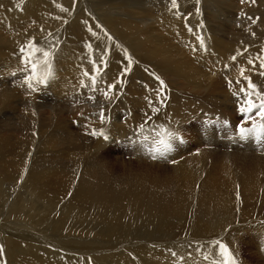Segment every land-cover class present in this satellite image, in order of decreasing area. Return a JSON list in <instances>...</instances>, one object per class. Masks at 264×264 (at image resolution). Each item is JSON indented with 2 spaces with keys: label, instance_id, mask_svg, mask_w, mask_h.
Masks as SVG:
<instances>
[{
  "label": "bare ground",
  "instance_id": "6f19581e",
  "mask_svg": "<svg viewBox=\"0 0 264 264\" xmlns=\"http://www.w3.org/2000/svg\"><path fill=\"white\" fill-rule=\"evenodd\" d=\"M99 1L102 2V0ZM119 1L121 2V0ZM15 2L20 4L19 7H12L14 6ZM82 2L83 1H81V3ZM120 2L119 7L122 3ZM204 2L206 1L204 0ZM258 2L262 3L261 0ZM103 3H107V1L102 2V4ZM164 3L166 7L160 11L158 16H155L158 19L161 16L160 20H157L158 25L152 29L150 26V29H148V25L154 20L151 22H148L149 20H147L149 24H146L147 27H144L142 24L136 22L137 14L135 15L134 13L135 16H133L130 12V17L132 15V17L135 18V22L130 20L127 21L122 15L118 14L121 12L120 10H118V13L116 12L119 8H117L116 11L113 9L114 13H117V17L115 18L108 15L112 12L113 5L111 6V4H109L110 7H112L110 10L111 12L106 11V13H108H104L106 14V17H102V14H99L101 18H105V20L104 22H102L103 20H100L101 23H98V21L96 22V14L88 10V5V8L86 6L80 7V5H75L73 0H0V5H2V7H0V41L9 40L10 42V44H0V103L2 102L0 104V179L2 181H0L2 183L3 181H13L15 179H20V175L23 176V183L25 182V186L30 188L33 194L39 199V202H41L38 205V208H40L41 212H38V214L42 215V217H46L48 215L47 209H51V203L62 204L66 199L65 202L68 203V206H64L63 208V213L65 216L62 217L61 223L58 224L65 229V232H71L74 235H77L79 232L80 234L93 232L89 229L90 225L93 224L94 221L99 220H101V224L105 225L107 223V226L114 229L119 228L120 226H131L134 225L135 222L138 223L139 221L143 220H151L152 223L153 221L158 222V218H161L169 220L166 222H158L167 229L171 228L174 224L179 223L183 229H191L192 231H195V233L202 232L205 234H210L216 232L221 227L223 228V226L227 225L228 223H231L235 217L236 209L239 210V213L245 214V211L250 212V208L258 206L264 200V174L258 166V159L251 157L252 165H247L246 168H241L238 167V165L236 166L234 163L237 157L232 155L231 152H225V150L222 152V155H217V158H222L221 160H225V165L217 171V174H215L217 177L214 175L210 179L209 177L212 174L211 171L213 168H215L213 164L215 163L209 157H205L206 154L205 152L203 153V150H201L203 154L200 151L194 153L193 149L191 148L193 154H190L189 156H187L186 153H184L186 156H182L183 153L180 155L181 153L177 152L178 154L180 153V156H182L177 158V153H173V150L170 149L167 152L168 157H166L167 160H173L172 162H169L172 163L178 179V181L173 182L169 176V168L161 165V162H165V154L160 156L158 153H156V158H153L154 154L152 152V149L156 147V145L153 143V140L158 138L157 134L161 131L160 126L163 125L164 130L167 131L166 124L163 121L165 115L169 114L170 112L173 114L174 118L181 120L180 118L183 117L182 114L188 112L187 110L189 109L190 105L196 104L194 101L182 103L181 101L191 100V96L179 92L181 91L180 89L178 92L174 91L175 93H168L166 91V93L163 95L162 91L164 89H162L159 82L155 79V76H159L160 78L161 76H164L169 80H172V83L174 79L181 80L182 78L185 81V86L188 85L194 90H201L204 88L210 89L209 87L216 88L219 86L218 81L213 80L212 82H209L212 80L211 74H215V76H224L223 78L228 80H231L232 78L239 80V83L236 81V84L240 85V88L242 87L241 85L244 84L243 88H245L246 91L252 92V96L256 95L257 92H263L264 76H260L259 72L264 69L259 67L260 60L257 59V57L258 55L264 57V13L257 12L255 14V16L260 17V19L253 20L257 25L254 29L249 28L250 33L247 35V44L239 46L235 44L240 42L231 43L230 41L223 40L219 35L215 36L214 34H216V32L213 27L210 28V26L207 25V27H205V24H202L201 18L203 19V14L200 13L202 17L198 14L195 15V11L193 9H189L188 4L184 3V6H180L178 13L174 14L175 10L169 11L171 7L170 0H166ZM207 4L208 3H206V5ZM58 5L68 8L69 12H62ZM131 5L133 6V4ZM131 5L130 8L132 7ZM124 6L126 8L129 6V4H124ZM161 6L164 7L163 4ZM202 6H205V4ZM122 7L123 4L121 5V8ZM136 7L134 6L133 8L135 9ZM94 8L97 9V7ZM94 8L91 7L90 9L93 10ZM261 8L256 7L257 11H260ZM141 9H143V7ZM221 10L223 9L221 8ZM104 11H101V13ZM123 13L124 12H122V14ZM125 13H127V11ZM127 14L129 15V13ZM224 14L226 13H222V15ZM140 15L141 14L138 16ZM215 15L216 14H214L212 18L207 17V19L210 18L211 20L216 18V20H218V15ZM57 16L61 17V19H55ZM68 21H71L72 23L74 21L76 22L78 26L76 29L77 36L70 32L69 35L71 37H65L67 35L65 34L63 26L67 24ZM208 22L209 20L207 23ZM97 25L100 27H97ZM89 27L93 29V31L96 33V36H93L92 33L88 31ZM189 28H191L192 31H189ZM41 29H43V31H41ZM230 29L232 28L230 27ZM49 32H52L53 36L59 41L58 46L55 48V55H53L51 58V63L53 65L52 71L54 75L48 84L38 85L36 90L33 91L28 89L26 84H23L25 75L30 74V71L27 73L18 71V68H21L24 65L20 62L19 58L21 57V53L19 52V49L15 48V45L16 43L21 45L26 44L29 39L35 37L37 46H43L45 49H47L48 42L45 40V37L48 36ZM152 32H154V34ZM252 33H255V35ZM198 35L204 38L205 48L198 51H193L192 48L198 44L196 40V36ZM109 36L111 39L108 38ZM94 38H97L96 41H94ZM48 39L51 40L52 37H49ZM88 45H91V48H89ZM106 45H108V47L112 46L113 48L107 49L110 55L103 57L104 62H106V66H101L100 68L98 89L102 88L103 90L107 91V84L115 83L116 88L109 93L108 97H105L102 91L91 90L90 81L87 77L82 76V70L86 69L89 72L92 71V64L90 63L91 61L95 60L97 63H99V58L102 57V49ZM236 47H242V50H238ZM245 49H247V52L242 56H238L236 61H232L230 59L232 55H236L239 53V51L242 52ZM125 50L133 55L145 58L148 64L152 66L150 68L151 70L144 69V73L142 72L143 74L138 75L135 62L131 59V64L128 63V60L125 56ZM128 52L127 55L131 56L128 54ZM39 55V53L36 54L37 57H39ZM249 59L255 62L254 65L248 64ZM224 65H229L230 67L225 69ZM241 68L244 69V76L250 77L252 82L257 85L255 90L248 89V81L241 77ZM124 69H128V71L125 72ZM139 70L141 69L139 68ZM14 79L16 81H14ZM81 79H83L85 83L89 85V87H82L79 83ZM223 82L225 83V81ZM210 83L211 85L208 86ZM15 85L18 88H16L17 90L15 89L14 91L13 89ZM146 86L149 87L146 91L149 92V97L150 99L152 98L153 102V104L151 103V107L160 109L157 113H153L151 111V107H148L149 105H145L146 102L145 104H142L143 101H139L137 98V94H139L141 90H144ZM234 88H237L236 85ZM18 89L19 92L17 94ZM48 91L53 93L54 102L47 105L37 103L36 99L38 97L36 96H40L39 99L44 98ZM146 91L144 92L146 93ZM158 91L160 92V96L157 95ZM205 92L203 94H205ZM233 92L232 94L236 93ZM230 93L231 92H229V94ZM198 94L196 93L195 96ZM207 95L209 96V94ZM89 97H95V99H89ZM149 97L147 96V98ZM167 97L169 98L167 99ZM209 97L211 98V96ZM48 98H50V96ZM242 98L245 100L247 97L245 96V98ZM255 98L256 97H254V99ZM232 99H234V95ZM60 100H62L63 103L69 108L68 111L75 115L74 117H78L77 122L80 118H83V120L86 119L87 122L91 121L89 123L90 125L92 122H97V124L95 123L96 125L92 124L91 128H95L94 130L96 132L103 130L104 136H107V139L105 140H109L108 137L112 138L113 135L111 137L109 136L112 134H109L111 128L114 129L116 126H118L115 128L118 130V132H126V134L130 133V136L136 134L141 140L149 142V144H151V148H147L144 143H140L142 146H139L138 143L137 145L139 148L135 151L138 152L140 157L143 159L140 163L143 168L131 166L129 169L124 170L126 167L124 166L123 169L120 168L121 172H118L119 170H116V166L113 164L115 161L112 163V165H110L111 167L109 166L110 168H107V164L109 163L106 164L107 166L105 164H98L97 162H99V159L100 162L103 163L110 156L106 151H101L99 148L100 146H103L102 142L104 136L98 135L100 138L97 145H95L96 149L91 153L90 149L92 146H94L92 145L94 143L87 141L88 139H85V136L84 139H82L83 137L81 138L74 129H71L67 121H59L57 126L55 125L56 127L52 125V120L59 119L62 113L61 108L60 110L58 109V106L62 107V104L59 103ZM161 100H163V103H161ZM203 101H205V99ZM13 104L15 106H13ZM205 104L207 103L205 102ZM201 106L205 105L201 104L200 107ZM219 107H221L220 103L219 106L218 104L217 106L213 105V108L209 109L207 113L210 116L213 115L216 117L228 115L226 110ZM102 111L105 114V119L103 121L100 119V113ZM185 115H188V113ZM148 116L152 117L150 121L148 120ZM229 117L230 120H233V116L232 118L231 116ZM117 118H120V120H117ZM166 119L168 120V118ZM197 119L198 121H194L195 123L193 122L192 124H183L185 126L180 130L178 129V132L176 131V138L172 139L170 142L177 140V142L179 141V143H182L184 142L183 138L184 140H187V137L191 135L192 130L198 131V128H203V124H205L203 121L205 119H202L201 117ZM48 120L50 121L48 122ZM141 123H144L143 129H140L139 127ZM84 125L85 124H83V126ZM179 126L181 127V125ZM80 129L78 130L80 131ZM88 131L90 132V130ZM87 134L89 135V133ZM201 134L203 136L204 131H202ZM223 134L224 137L221 133L222 140L223 138L232 139V137L227 134V130ZM191 136H193V134ZM207 136L208 139H212L211 135ZM92 137L96 138L95 135ZM194 140H196V138ZM109 142L110 141H108V143ZM137 145H135V148ZM54 147H56V150H54L55 152L53 157L46 154L47 150L45 149H52ZM97 147L99 150H97ZM225 147H228L227 144ZM238 151L240 152V150ZM250 154L252 156V153ZM211 161L213 162L212 165L210 164L212 163ZM67 163H71L72 165L75 164V169H70ZM156 167L160 168L161 176L159 173L155 172ZM20 170L21 174L19 173L20 175L17 176V173L20 172ZM70 184L72 185V191L70 194H68ZM61 199H63L62 202L60 201ZM48 201L51 203H48ZM261 205L263 206V203ZM10 216L11 215L9 214L7 216L5 214V216L0 217V231L6 225L4 222L7 220L6 217ZM14 217L22 218L23 216L22 213L19 212ZM237 217H239V215ZM109 221H111V223ZM39 223L42 224L43 222L40 221ZM24 230L25 229H23V231ZM6 232H8L7 234L9 236L6 233L4 235L0 232V245H2L5 249H7V251L11 253H9V256L11 257L10 259L14 264H72L69 260L63 258L62 256L59 255L62 258L58 257V253L56 252H38L37 250H42L43 246L38 245L36 241L31 243L33 244L31 248H25L27 250H24V247L22 248L20 246L22 243L15 238L18 236L17 232L14 230L11 232ZM125 233L126 232H124V234ZM66 238H71L70 240L74 238L75 240V237L73 236H67ZM159 238H161V236ZM22 239L24 240V237ZM164 239L165 241L168 240L166 238ZM59 240L61 241V239ZM39 243L41 245L47 244L49 245L48 247H50H44L42 251L57 249L60 251V253L61 251L66 253L68 252V249L59 245L60 243L58 242L55 243L52 239H42ZM212 245L213 246L207 244V247L195 245V249L193 246L188 248L178 247L177 245L176 247H173L172 250L178 252L179 254L185 255L186 259L185 261L181 262V264H207V262H214L215 260L218 261L219 259H222L219 247L215 246L214 244ZM181 246H183V244H181ZM159 247L157 250H150L154 253L151 255L156 256L155 258H151L154 261L153 264H174V258L169 254L168 251L169 248L161 247L162 249H159ZM197 247H199V251H197ZM191 251L192 253L189 256L188 252ZM138 252L140 251L138 250ZM230 253L232 254V257L235 258V254H233L235 253L233 252V248ZM120 254H113L115 257L114 259L119 258L121 256ZM205 255L209 257L207 261L203 258ZM28 256L31 258H28ZM78 257L80 258L79 255ZM87 257L89 258V254L86 256V259ZM111 259H113V257ZM122 259L123 264H142L138 260L136 262V258H133L134 260L126 259V261L124 258ZM114 262L115 261H113V264ZM76 263L80 264V261L77 262L76 260Z\"/></svg>",
  "mask_w": 264,
  "mask_h": 264
},
{
  "label": "rangeland",
  "instance_id": "374dc122",
  "mask_svg": "<svg viewBox=\"0 0 264 264\" xmlns=\"http://www.w3.org/2000/svg\"><path fill=\"white\" fill-rule=\"evenodd\" d=\"M77 1H78V4H77ZM81 1H83V2L81 3ZM81 1L75 0V5H80V7L81 6H83V7L86 6L87 7V5H88V7H89V8L87 7L88 10L90 12H93L94 14H96V22L98 21V23L99 22L101 23L100 20H103L102 22H104L105 18H101V16L102 17H106V14H108V13H106V11L107 12H111L110 10H111L112 7H110V5H109V4H111V6L113 5L112 12L109 13L108 15L113 16L115 18L117 17L118 10H120L121 12L119 11L120 13H118V14L122 15L124 17V19H126L127 21L130 20V21L135 22V18L132 17V15L135 16L137 14L136 15L137 16L136 17L137 18L136 19V22L142 24V26H144V27L146 26V24H149L148 22H151L152 20L156 21V22L152 21L151 24L148 25V27L146 26L148 29H150L149 28L150 26H151V29H152V28H154L155 26L158 25L157 20H160L161 16L159 17V19L156 18L155 16H158L160 14V11L163 8L166 7L165 6V3H164V1H166V0H160V1L159 0L158 1L157 0H131V1L128 0L129 2L127 0H125V1L124 0L123 1L121 0L122 3L119 0H114V1L112 0L113 3H112L111 0L110 1L109 0H102V2H106L107 1V3H103V4L99 0H98L99 2L96 1V0H93V2H92V0H89V1L88 0H81ZM205 1L206 2H204V0L203 1L201 0L200 4L197 5L199 7V9H200L199 13H197L196 10H195L196 9L195 7H197L195 5V0H189V1H187V0H185V1L184 0L183 1L182 0L181 1L178 0V3H180V6L181 7L184 6L183 5L184 3L188 4L189 5V9H193L195 11L194 12L195 15L198 14L199 16H201V14H203L202 15L203 16V19L201 18L202 16L199 17V18H201L202 24L203 25L205 24L204 25L205 27H207V26H210V28L213 27L214 30H215V32H216V34H214L215 36L216 35H219L223 40L230 41L231 43L240 42L241 44L240 43H236L235 44V45H239V46H242L243 44H247V40L246 39L248 38V36H247L248 33H250V29L249 28L254 29L256 27L257 24H256V22L254 23L253 20H258V19H260V17H256L255 14L257 12L258 13L259 12L264 13V1L263 0H261L262 3H259L258 2L259 0L258 1H255V2H258L259 4L258 3H255V2L253 3V0H247V2H246V0H243V2H242V0H219V1L218 0H212V1L209 0V2H208V0H205ZM213 1H215L216 3L213 2ZM119 2L121 3V5L123 4V7L122 8H121V5L119 7ZM116 3H117V5H116ZM206 3H208V4L206 5ZM124 4H127V5L129 4V6L125 8L126 5L124 6ZM131 4H133V6ZM162 4H163L164 7L161 6ZM204 4H205L206 7L205 6H202ZM256 4H258L259 6L256 5ZM261 4H263V5H261ZM17 5H20V4H18V3L15 2L14 3V6H12V7H15V6L17 7ZM94 5H97V6H94ZM130 5L132 6L131 8H130ZM226 5H228V6H226ZM90 6L93 7V8L94 7H97V9L94 8L92 10V9H90L91 8ZM114 6H116V7H114ZM134 6L135 7L137 6L135 8L136 11L133 8ZM149 6L151 7V9L152 8L153 9L151 10ZM109 7H110V9H109ZM142 7H143V9H141ZM256 7H260V8L262 7V8L260 9V11L259 10L257 11L258 8L256 9ZM105 8H106V10H105ZM117 8H119V9H117ZM157 8H158V10H157ZM221 8L223 10H221ZM113 9H115V11L117 9V11H116L117 13H114ZM226 9L228 10V12H227ZM98 10H101V11H104L105 10V11L101 13V11H98ZM123 10H125V11H123ZM208 10H209V12H208ZM224 10H225V12H224ZM229 10H231V11H229ZM247 10L249 11V13H248ZM126 11H127V13H129V15L127 13H125ZM138 11H139V14H141L140 16H138L139 15L138 14ZM122 12H124L123 13L124 15L122 14ZM130 12L132 14L131 15L132 18L130 17ZM104 13H106V14H104ZM134 13H135V15H134ZM222 13H226V14H224L226 16L222 15ZM99 14L100 15L102 14V15L100 16ZM214 14L218 15L217 16V19L219 18L218 19L219 22H218V20H216V18H213V19L210 20V18H212L214 16ZM123 17H121V18H123ZM207 17H210V18L207 19ZM146 18H148V19H146ZM138 20L139 21L141 20V21L139 22ZM147 20H149V21L147 22ZM208 20H209V22L207 23ZM249 22H250L251 25L250 24L248 25ZM77 27L78 26H77V24H76L75 21L73 23L71 21H68V23L63 26V28L65 30V34L67 35L65 37H71L69 35L70 32L73 35H76L77 36V32H76ZM223 27H224V30H223ZM230 27L232 29H230ZM226 29H228V30H226ZM230 30H231V32H230ZM248 30H249V32H248ZM218 31H220V32H218ZM152 33L154 34V32H152ZM242 33H243V35H242ZM263 37H264V33H263ZM96 39L97 38H94V41H96ZM2 43L10 44L9 40L0 41V44H2ZM20 46H21V44L16 43L15 48L16 49H19ZM111 48H113V47L112 46H109L108 47V45H106L102 49L101 56L104 57V56L110 55L108 53L107 49H111ZM236 48L238 50H242V47H239V48L236 47ZM237 49H235V50H237ZM128 54L131 55L130 56L131 59L136 64L135 66H136V69L138 71V75L143 74L144 73V69L145 70H147V69L149 70L152 67V66H150L148 64V62H147V60L145 58H142L141 56L139 57V56L133 55V54H131L129 52H128ZM139 68L141 70H139ZM211 76H212V80H210L209 82H212L213 80L214 81H218L219 82V86L216 87V88L209 87L210 89H208V88L201 89V90H204V91L194 90L191 86H188V85L185 86V81L182 78H181V80L174 79L173 80V83H172V80H169L168 78H166L164 76H161V79H163L164 82L166 81L165 82V85H164L165 88L164 87L162 88V89H164L162 91V94L163 95H164V93H166V91L168 93L169 92H174V91L175 92H178L179 89H180L181 91H179V92H182L185 95L191 96V98H190L191 100H189V101H187V100L181 101L182 103H184V102H192V101L196 102V104H193V105L191 104L190 105L191 108L189 107L190 110L188 109L187 110L188 112L182 114V116L184 118L181 117L180 118L181 120H177L178 118L177 119L174 118L173 114L170 113V112H169V114H166L163 121L166 124L167 131L168 130H171L172 132L177 133L178 132L177 131L178 129L180 130L181 128H183L185 126L183 124H185V123H191L192 124L194 121H198L197 118H200V117L202 119H205L203 121L205 123V124H203L204 125L203 128H198V131L192 130L193 133L191 131V135L193 134V136L190 135L189 137H187V140L186 139L184 140V138H183V141L184 142H182V143H179V141L177 142V140L174 141V142H170L171 143V148L170 149L173 150L172 152L175 153V154L177 152H180L181 154L180 153L179 154L182 155V153H183L182 156L185 155L184 153H186L187 156H189L190 154H193V152L194 153H197V152L200 151L202 153L201 150H203V153L205 152V154H206V155L204 154L205 157H209L216 164V165L213 164L212 161H211L212 163H210L211 165L213 164L214 167H215L211 171L212 174L209 177L210 179L212 178V176H214L215 174H217V171L221 167H223L225 165L224 164L225 160H221L222 158H217V155H222V152H224L225 150H226L225 152H231L232 155H235V157H237L236 158L237 161L235 159L234 163H235L236 166L238 165V167H241V168H246L247 165L248 166L249 165L250 166L252 165L251 157H253L254 159H258L259 160L258 166L260 167L262 173L264 174V172H263L264 171L263 170L264 169V160H263L264 159V149H263L264 148V131H261V132H259L257 134H250L249 136H247L244 139H241L237 135V132H238V123L239 124H242L245 127H252L253 121H255L257 123H262V122H264V120H262V118L260 116H258V115L255 114L256 113V109H253V112L252 113H248V114H245V113H242V112L239 111L240 107L244 104V101L248 98L244 93H243L244 94V96H243V94H241V92L239 91L240 90V85H237L236 84V81H239V80H236L235 78H232L231 80L230 79L228 80V79L223 78L224 76H221V75H216L215 76V74H211ZM14 81H16V80L14 79ZM179 81H181V82H179ZM223 81H225V83ZM229 81H232L231 86L228 83ZM214 83H216V82H214ZM210 85H211V83L208 86H210ZM235 85H236L237 88H234ZM243 85L244 84L241 85L242 86L241 88H243ZM146 87L144 88V90H141L140 91L141 94L139 92L140 95L137 94V96H138L137 98H138L139 101L140 100L143 101V103L141 101L142 104H145V102H146L145 105L146 106L149 105L148 107H150V105H152L153 102H152V98L150 99V97H149V92L146 91L149 87L148 86H146ZM16 88H18V87L15 85L13 90L15 91ZM166 88H167V90H166ZM19 89H20V87H19ZM19 89L17 91V94L19 92ZM213 89H214V91H213ZM144 91H146V93ZM216 91H217V93H216ZM219 91L221 92V94H220ZM233 91H235L236 93L233 92ZM160 92H161V90H160ZM204 92H205V94H203ZM229 92H231V93L229 94ZM232 92L235 93V94H232ZM196 93L197 94L199 93V94L195 96ZM206 93L209 94V96H211V98ZM215 93H216V96H215ZM222 93H223V95H222ZM226 93H228V94H226ZM225 94L227 95V98L228 99L226 98V95ZM237 94H238V96H237ZM37 95H39V94H37ZM233 95H234L235 101H234V99H232L233 98ZM261 95H264V89H263V92L261 93ZM49 96H50V98H48ZM147 96L149 98H147ZM241 96L244 97V98L246 96L247 98H245V100H244ZM36 97H38L36 100H37V103H39V104H45V105H47V104H50V103L54 102L53 93L51 91H48L45 94L44 98L39 99L40 96H36ZM254 97H256V98L254 99ZM168 98L169 97H167V99ZM197 98H199V99H197ZM229 98H230L231 101L229 100ZM204 99H205V101H203ZM209 99L211 100V102H210ZM251 99L256 104H259V102H260V97L257 96V95L251 96ZM198 100H200V101H198ZM208 100H209V105H208ZM217 100H219V101H217ZM222 100L224 101V103H223ZM220 101H222V102H220ZM205 102L207 104H205ZM229 102H230V105H229ZM59 103L62 104V107L61 106H58V109L60 110V108H61V111H62V113H61V115L59 117L60 120L59 119L52 120V125L53 126H55V125L57 126L58 122L61 121V120L65 121V122L67 121V123L70 125L71 129H74L79 134V136L81 138L83 137L82 139H84V136H85V139H88L87 141H91V143H94L92 145H94V146L97 145L98 140H99L100 137L98 135H95L96 138H94V137H92L94 135L91 134L94 131V129H95V128L94 129L91 128L92 127L91 125L92 124L96 125L97 122H95L96 124L92 122L91 125H90L89 123L91 121L90 122L89 121L87 122V120L86 119L83 120V118L78 119V122H77V118L78 117H74L75 115L68 111L69 108L63 103V101L60 100ZM216 103L218 104V106H219V103H220V106L221 107H219V108L226 110L228 115H226V116L223 115L222 117H218V116L216 117V116H213V115L210 116L207 112L209 111V109H212L213 108V105L214 106H217ZM201 104H204L205 106H201L200 107ZM20 105H22V104H20ZM13 106H15V105L13 104ZM223 106H224V108H223ZM187 113H188V115H185ZM170 115H171V117H170ZM187 116H189V117H187ZM229 116H231V118L233 116V120L231 119L232 121L230 120V117ZM166 118H168V120ZM79 120H80V122H79ZM117 120H120V118H117ZM173 120H174V123H173ZM49 121L50 120H48V122ZM224 121H229V123H224ZM178 122H179V125H181V127L178 125ZM83 124H85V125L83 126ZM73 125H75V126H73ZM171 125H173V126H171ZM116 127H118V126H116ZM77 128L78 129L81 128L80 131ZM92 129H93V131H92ZM114 129L111 128V131L113 130L115 132H113V131L111 132L109 130L110 131L109 134L112 133L109 136L111 137L113 135L112 136L113 139L108 137L109 140H105V138H104L103 139V142H102L103 144L102 143L101 144L103 146H105V145L106 146L105 147H103V146H100L99 147L101 151H106L107 154H109L110 156L106 159V161H105L106 163L105 162L101 163L100 162V159L98 160L99 162H97V163L98 164H105V165L107 163H109V164H107L108 166L106 165L107 168H108L115 161L113 164L116 166L115 169L116 170H119L118 172H121V169H123L124 166H126L124 168V170L125 169H129V167H131V166H134V167H142L143 168V166L140 164L143 159L140 157V155L138 154V152H135L136 150H138L139 146H142L140 143H143V142L140 139V137H138V135H136V134L131 135L132 136L131 137L129 135L130 133H127V134H126V132L120 133V132H118L117 129H115V130ZM88 130H90V132ZM223 130H225V131H223ZM226 130H227V134H229L230 137H232V139H230V138H223V140H222L221 133H222V136L224 137V134L223 133H225ZM202 131H204L203 136H205L207 138H205V137L202 136V134H201ZM87 133H89V135ZM117 134H118V136H117ZM189 134H190V132H189ZM90 135L94 139H92L90 137ZM135 135H136V137H135ZM207 135H211L212 136V139H208V136ZM116 136H117V138H116ZM86 137H88V138H86ZM97 137H98V139H97ZM194 137L196 138V140H194L195 139ZM197 137H198V139H197ZM220 138H221V140H220ZM128 139H129V141L132 142V144L134 146L133 148H130V144H126L127 143L126 141ZM228 139H229V141H228ZM95 140H97V141H95ZM230 140H231V142H230ZM104 141L107 144H105ZM108 141H110L109 142L110 145H109ZM114 141H117V142H114ZM170 141H172V139ZM194 141H197V142H194ZM226 141H228L230 143H228ZM111 143H112V145H111ZM195 143H197V144H195ZM225 143L229 147V148L227 147L229 149V151L225 147L226 146ZM179 144H180V146H179ZM135 145H137L136 148H135ZM94 146L91 147L92 150L90 149L91 153H92V151H94L96 149V146L95 147ZM217 146L219 147L220 150L218 149ZM232 146L234 148L235 147L236 148L238 147L237 149L240 150V152L236 148L234 149ZM172 147L174 149H176V150H174ZM99 148L97 147V150H99ZM181 148H183V149H181ZM191 148L193 149V152L191 151L192 150ZM196 148H198V149H196ZM45 150H47V153L46 154H48L49 156L53 157L54 156V152H55L54 150H56V147H54L52 149L47 148ZM189 152H191V153H189ZM240 153H241V155H240ZM250 153H252V156H251ZM179 154L177 153V156H178L177 158L182 157ZM137 155H138V157L140 159L137 157ZM258 155H259V157H258ZM166 156L168 157V153L167 152L165 153L164 157H166ZM247 156L249 157V159H248ZM167 157L165 158V162L164 161L161 162V165L164 166V167H168L169 168V170H170L169 176H170V179L173 182L178 181L177 176L175 174L174 167H173L172 163H170L173 160L172 161L167 160ZM212 157H214V158H212ZM256 157H258V158H256ZM116 161H117V163H116ZM120 164H122V165H120ZM67 165H68V167L70 169H75V164H73L74 165L73 166L71 163H67ZM215 169H216V171H215ZM155 172L159 173V175L161 176L160 168L156 167ZM19 173L21 174V170H20V172L17 173V176L20 175ZM215 176L217 177V175H215ZM1 181H0V198H1L0 199V210L2 212L0 211V217L5 216V214H6V216L8 214L11 215V216L10 217H6L7 220L4 221L6 225H5L4 228L1 229L0 232L3 233L4 235H5V233L6 234L8 233L6 231L11 232L12 230H14L15 232H17V235L18 236L15 237V238H16V240H18L19 242L22 243V245H20V246L22 248L24 247V250H27V249L31 248L32 245H33L31 243H33L35 241H36V243L38 245L43 246V249H44V247L50 248V247H48L49 245H47V244H46L47 246L46 245H41L39 242L42 239H52V240H54L55 243H57V242L60 243L59 245H61L64 248L68 249V252L69 253L71 252V253L69 254L68 252L66 253L64 251L63 252L61 251V253H60V251H58L57 249L56 250L55 249H49V250H45V251H42L43 249L39 251V249H38L37 251L38 252H42V253H45L46 251L47 252L48 251L49 252L50 251L51 252H56V253H58V257L62 256L63 258L69 260L72 264L73 263L74 264H78V263H76V260H77V262L80 261V264H83V263L84 264H109V263L110 264L111 263L113 264V261H115L114 264H123V259L122 258H124L125 261H126V259L127 260H129V259L130 260L131 259L134 260L133 258H136L135 259L136 262L138 260L142 264H153L154 261L151 258H155L156 256L151 255V254H154V253L151 252L150 250H157L159 246H160L159 249H162L161 247L173 249V247H176L177 245H178V247H188L187 245L192 244V246L195 249V245L207 247V244H209V245L213 246L212 243H211V241L218 240V241H220L221 243H223L228 248V251L229 252H231L232 251V248H233V252H235V253H233V254H235V256H234L235 258H233V259L236 261L237 264H264V230H263L264 229V225H263L264 224V200L258 206H255L253 208H250V212L249 211H247V212L245 211V214L239 213L238 212L239 210L236 209V211H235V217L232 220L234 222L231 221V223H228L229 225L227 224V225L223 226V228L221 227L219 230L216 231L217 233L216 232L210 233L212 235H210L209 233H206L205 234V233H202V232L201 233L200 232H196L195 233V231H192L191 229H183L179 223L174 224L171 228L167 229L162 224H159L158 222H166V221H169V220H167V219H161V218H158V220H157L158 222H154L153 221V223H152L151 220H143V221H139L138 223L135 222V224L134 225H131V226H127V227L120 226L119 228H114V229L111 228V227H109V226H107L106 225L107 223L105 225L101 224L102 222H101V220H99V221H94L93 224H91L92 226L90 225V228L89 229L91 231H93V232L81 233L82 235L79 232L78 234H80V235H78V234L77 235H74L71 232H65V229L63 227H61L60 225H58L59 223H61L62 217L65 216L64 213H63L64 206H68V203L65 202L66 201L65 198H63V199H65L64 201H63V199L60 200L61 202L63 201L62 204H59V203H51L50 201H48V203H51V209H47L48 215L46 217H42V215H39L38 214V212H41L40 208H38V205L41 202H39V199L37 198L36 195L33 194V192L30 190V188H28V187L25 186V184H24L25 182L23 183V181H24L23 180V176L20 175V179H15L13 181H10V180L8 182L7 181H3V183H5V184H3ZM210 182H212V181H210ZM68 191H69L68 194H70L71 191H72V185L71 184H70V187H69V190ZM262 203H263V206L261 205ZM56 205H59V206H56ZM55 208H58V209H55ZM4 211H5V213H4ZM50 211H51V213H50ZM19 212L22 213V216L23 217L22 218H17V217L15 218L14 216L17 215ZM23 213H25V214H23ZM238 215H239V217H237ZM40 221L43 222V223L42 224L39 223ZM55 221H56L57 224L55 223ZM109 222L111 223V221H109ZM20 223H22V224H20ZM100 225L103 227V229H102V227ZM175 225H176V227H175ZM179 226H180V228H179ZM28 227H29L30 230L28 229ZM93 227H94L95 230L93 229ZM21 228H23L25 230L23 231V229H21ZM10 229H11V231H10ZM104 230H105V232H104ZM176 230H178V231H176ZM106 231H108L109 233L106 232ZM124 232H126V233L124 234ZM26 234H28V235H26ZM22 236L24 237V240L22 239L23 238ZM67 236H73V237H75V240H74V238H72V240H70L71 238L67 239L66 238ZM160 236H161V238H159ZM0 237H1V235H0ZM41 237H42V239H41ZM81 237H82V239H81ZM163 237L166 238V239H168V240L165 241V239ZM11 238H14V237H11ZM59 239H61V241ZM227 241L228 242L231 241V242L228 243ZM200 243H201V245H200ZM135 244H137L138 246L135 245ZM181 244H183V246H181ZM72 246H74V247H72ZM215 246H217V245H215ZM25 248H27V249H25ZM138 248H140V249H138ZM138 250L140 252H138ZM86 251H87V253H86ZM9 253L10 252L7 251V249L4 248V253H3L2 257H0V264H14L11 261V259H10L11 257L9 256ZM118 253L119 254L121 253L120 255L122 257L120 256L119 258L122 259V260H120L119 258L114 259L115 257H114L113 254L119 255ZM188 253H192V251L191 252H188ZM84 254L86 256L89 254V258L87 257V259H86V256ZM78 255L80 256V258L78 257ZM111 256L113 257V259H111L112 258ZM62 257H60V258H62ZM28 258H31V257L28 256ZM142 260H143L144 263L142 262ZM209 263L213 264V262H207V264H209Z\"/></svg>",
  "mask_w": 264,
  "mask_h": 264
},
{
  "label": "snow or ice",
  "instance_id": "6c2138e0",
  "mask_svg": "<svg viewBox=\"0 0 264 264\" xmlns=\"http://www.w3.org/2000/svg\"><path fill=\"white\" fill-rule=\"evenodd\" d=\"M201 2V0H195L196 5H199ZM243 2V0H242ZM253 2H255V0H253ZM73 3H75V0H73ZM170 4L171 7L169 9V11H174L175 13H178L179 9H180V4L178 3V0H170ZM0 7H2V5H0ZM17 7H19V5H17ZM58 7L61 8L62 12H69V9L66 7H61L58 5ZM200 9L199 7H196V12L199 13ZM55 19H61V17L57 16L55 17ZM251 19V18H250ZM66 22V21H65ZM255 22V21H253ZM87 23V22H85ZM97 27H100L99 25H97ZM189 31H192L191 28L188 29ZM41 31H43V29H41ZM88 31L92 33L93 36H96V33L93 31V29L91 27L88 28ZM253 35H255V33H252ZM52 37L51 40H49L48 38ZM109 39H111V37H108ZM45 40L48 42V47L47 49H45V47L43 46H37V41L35 37H32L31 39H29L27 41L26 44H22L19 47V52L21 53V57L20 62L24 65L21 68H18V71L21 72H29L30 74L25 75L24 80H23V84H26L27 88L30 90H36V87L38 85H46L50 82L52 76L54 75L52 68L53 65L51 63V58L53 55H55V48L58 46L59 41L57 38H55L53 36L52 32L48 33V36L45 37ZM196 40L198 42L197 46L193 47L192 50L193 51H198L200 49H204L205 48V40L202 36H196ZM89 48H91V45H88ZM247 52V49H245L242 52L237 53L236 55H232L230 57V59L232 61H236L238 56H242ZM39 53V57L36 56V54ZM125 56L129 62V64L131 63V57L127 55V51L125 50ZM257 59L260 60V64L259 67L261 69H264V57L259 56L257 57ZM92 64V71L89 72L88 70L84 69L82 70V76L87 77L88 80L90 81V87L91 90L93 91H102L103 95L105 97L109 96V93L112 92L115 88H116V84L115 83H111V84H107V91L103 90L102 88L98 89V78L100 75V68L101 66H106V62H104L103 57L99 58V63H97V61L93 60L90 62ZM254 61L249 59L248 60V64L250 65H254ZM230 66L229 65H224L225 69H228ZM124 71H128V69H124ZM240 73H241V77L248 81L247 87L248 89H252L255 90L257 85L255 83L252 82L251 78L248 76H244V69L241 68L240 69ZM155 75V74H153ZM260 76H264V70L259 72ZM155 79L159 82V84L161 85V87L163 88L165 85V82L163 79H161L159 76H155ZM80 85L82 87H89V85H87L85 83V81L83 79H81L79 81ZM229 85H231V81L228 82ZM237 83H239V81H237ZM241 93H244L248 98L244 101V104L240 107L239 111L245 114L248 113H252L253 109H256V115L260 116L262 118V120H264V95H261L260 92H257L256 95L260 97V102L259 104H256L253 102V100L251 99L252 96V92L246 91L245 88H240L239 90ZM157 95L160 96V92H157ZM89 99H95V97H89ZM161 103H163V100H161ZM151 107V105H150ZM160 109L155 108V107H151V111L153 113H157L159 112ZM147 115V114H146ZM100 119L101 121H103L105 119V114L102 111L100 113ZM152 119L151 116H148V120L150 121ZM224 123H227V121H224ZM140 129L144 128V123H141L139 125ZM161 127V131L157 134L158 138L153 140V143L156 145L155 148L152 149L153 152V158H156V153H158L160 156H163L166 152H168L171 148V143L170 140L171 139H175L176 138V133L172 132L171 130L165 131L163 128V125L160 126ZM261 131H264V122L262 123H257L255 121H253V125L252 127H245L242 124L238 125V132L237 135L241 138L244 139L247 136H249L250 134H257ZM93 135H100V136H104V132L103 130H100L99 132H96L95 130L92 133ZM105 139H107V136H104ZM212 244L217 245L219 247L222 259L218 260V261H214L213 264H236V261L233 259L232 254L228 251V248L221 243L218 240H213L211 241ZM189 248L192 247V244L188 245ZM169 254L174 258V264H181V262L185 261L186 257L185 255L179 254L176 251H173L172 249H169ZM197 251H199V247H197ZM4 253V247L2 245H0V257H2ZM189 256L191 255V253L188 254ZM204 260H208L209 257L207 255H205Z\"/></svg>",
  "mask_w": 264,
  "mask_h": 264
}]
</instances>
